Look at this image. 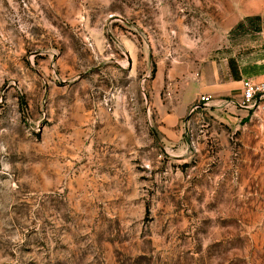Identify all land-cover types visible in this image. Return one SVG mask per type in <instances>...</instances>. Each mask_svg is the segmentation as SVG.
<instances>
[{"label":"rangeland","instance_id":"rangeland-1","mask_svg":"<svg viewBox=\"0 0 264 264\" xmlns=\"http://www.w3.org/2000/svg\"><path fill=\"white\" fill-rule=\"evenodd\" d=\"M263 76L264 0H0V264H264Z\"/></svg>","mask_w":264,"mask_h":264},{"label":"built area","instance_id":"built-area-1","mask_svg":"<svg viewBox=\"0 0 264 264\" xmlns=\"http://www.w3.org/2000/svg\"><path fill=\"white\" fill-rule=\"evenodd\" d=\"M239 101L235 103L241 109L264 119V76L260 79L243 78ZM210 95H200L198 103L208 104Z\"/></svg>","mask_w":264,"mask_h":264}]
</instances>
